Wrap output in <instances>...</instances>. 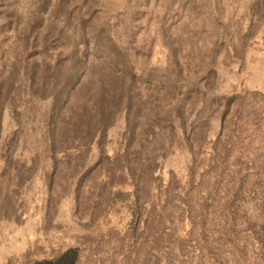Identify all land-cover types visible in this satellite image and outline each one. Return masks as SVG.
Instances as JSON below:
<instances>
[{
    "label": "rangeland",
    "instance_id": "374dc122",
    "mask_svg": "<svg viewBox=\"0 0 264 264\" xmlns=\"http://www.w3.org/2000/svg\"><path fill=\"white\" fill-rule=\"evenodd\" d=\"M0 264H264V0H0Z\"/></svg>",
    "mask_w": 264,
    "mask_h": 264
},
{
    "label": "trees",
    "instance_id": "16d2710c",
    "mask_svg": "<svg viewBox=\"0 0 264 264\" xmlns=\"http://www.w3.org/2000/svg\"><path fill=\"white\" fill-rule=\"evenodd\" d=\"M52 149L56 152V151H58V150H60V148L59 147H56L55 146V141L52 143ZM48 182L50 183V177L48 178Z\"/></svg>",
    "mask_w": 264,
    "mask_h": 264
}]
</instances>
